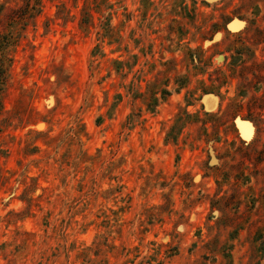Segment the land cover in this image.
<instances>
[{
    "label": "rangeland",
    "instance_id": "1",
    "mask_svg": "<svg viewBox=\"0 0 264 264\" xmlns=\"http://www.w3.org/2000/svg\"><path fill=\"white\" fill-rule=\"evenodd\" d=\"M0 264H264V0H0Z\"/></svg>",
    "mask_w": 264,
    "mask_h": 264
},
{
    "label": "water",
    "instance_id": "2",
    "mask_svg": "<svg viewBox=\"0 0 264 264\" xmlns=\"http://www.w3.org/2000/svg\"><path fill=\"white\" fill-rule=\"evenodd\" d=\"M232 24V22L228 25L229 26V28H230V25ZM212 96V95H211Z\"/></svg>",
    "mask_w": 264,
    "mask_h": 264
}]
</instances>
